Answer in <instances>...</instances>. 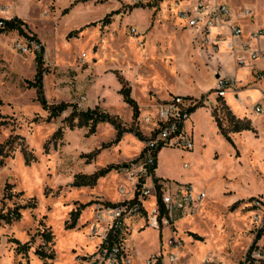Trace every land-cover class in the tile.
Instances as JSON below:
<instances>
[{"label": "rangeland", "instance_id": "obj_1", "mask_svg": "<svg viewBox=\"0 0 264 264\" xmlns=\"http://www.w3.org/2000/svg\"><path fill=\"white\" fill-rule=\"evenodd\" d=\"M129 2L0 0V21L15 19L23 30L0 33V264H85L98 245V238H91L96 205L121 199L118 187L128 180L120 166L137 158L140 138H149L157 125L156 106L175 92L211 101L210 115L203 110L194 119L193 149L165 147L157 158L158 178L193 184L207 195L197 216L173 224L182 243L179 256L190 258L187 264L205 257L243 264L256 247L258 263L264 264V229L258 231L264 224V120L250 112V98L238 102L244 109L237 112L214 99L205 84L206 73L215 69L210 70L208 57L194 44L195 31L177 19L170 1L157 7ZM242 5L253 11L250 25L264 29V0ZM4 7L9 13L1 11ZM16 38L34 42L37 50L20 54ZM38 63L50 111L29 85ZM222 64L234 69L229 57ZM119 78L130 96L133 90L138 116L124 102ZM249 90L258 93L255 88L242 93ZM82 96L86 101L79 107ZM54 107L62 112L50 118ZM73 109L96 110L114 124L100 122L90 133L76 120L71 128L66 118ZM235 122L244 129L234 131ZM112 166L118 168L89 184L94 174ZM15 210L20 219H2ZM170 235L161 232L159 241L154 231L142 235L137 259L143 262L159 245L165 250Z\"/></svg>", "mask_w": 264, "mask_h": 264}, {"label": "built area", "instance_id": "obj_2", "mask_svg": "<svg viewBox=\"0 0 264 264\" xmlns=\"http://www.w3.org/2000/svg\"><path fill=\"white\" fill-rule=\"evenodd\" d=\"M162 0H130L131 6L158 4ZM174 5L177 19L183 26L195 31L194 44L199 50L209 46L216 55L223 47L232 56L235 66L246 72L248 80L241 82L237 75L229 76L217 72L212 95L214 99L227 101L230 96L241 102L240 93L248 88L260 92L257 101L250 104V112L264 120V48H252L251 41L264 39V29L246 30L245 26L254 20L253 11L243 6L245 0H167ZM9 13V8L1 10ZM6 20L2 17L0 26ZM130 32L137 34L135 27ZM34 42L24 38L14 40V49L22 55L37 50ZM209 98V97H208ZM208 98L174 96L156 106L157 125L149 138L140 139L141 150L137 158L120 166L127 175L128 184L118 187L120 200L113 205H96L95 226L91 238H98V245L85 264H187L179 256L181 241L174 236L173 224L181 219L197 216L206 199V192L193 184L161 179L157 175L159 151L165 147L193 149L191 119L194 112L203 105H209ZM86 97L79 100L83 106ZM244 102V101H243ZM227 103V102H226ZM188 164H184L188 168ZM259 205V203H256ZM264 229V224L259 230ZM171 234L157 251L149 253L143 262L137 259V245L144 243L147 232L154 231L159 241L161 232ZM173 235V236H172ZM259 246L258 244L256 245ZM131 247L135 248V251ZM131 255H130V254ZM261 258L257 248L243 264H259ZM199 264H223L210 258H203Z\"/></svg>", "mask_w": 264, "mask_h": 264}, {"label": "trees", "instance_id": "obj_3", "mask_svg": "<svg viewBox=\"0 0 264 264\" xmlns=\"http://www.w3.org/2000/svg\"><path fill=\"white\" fill-rule=\"evenodd\" d=\"M106 20H107V18L104 19V22H106ZM5 24H6V27L4 29H0V33L4 30L10 31V30H15V29H19L20 32H23V30L21 29L20 23H17V20H15V19L8 20L5 22ZM32 39H33V37H32ZM42 74H43V72L41 69V65L38 63L37 64V72H36L35 77H34V82L32 84H29V85L31 87L36 88V93H37V97H38L37 99H38V102L41 104V106L50 111L52 108H50L47 105V102L44 99L43 91L41 89V82L43 79ZM118 80H119V83L121 85L120 92L123 96L124 102L132 108L134 116H138L137 104L130 96V89L126 87V83L122 78H119ZM53 110H55V111H53L52 114L50 113V118L57 116V115L61 114V112H62L61 107H59V108L54 107ZM76 120H77L78 126H83V125L89 126L90 133L95 132L96 126L100 122L108 121V122L114 124V121L110 117H108V115L102 114V113H97L96 110H94V111H89V110L88 111H78L77 109H73L72 112L70 113V115L66 118V122L68 123L69 127L73 128L76 124ZM216 122H217V126H218L220 133L223 135V137L228 142L231 143V138L229 137L228 132L223 128L221 122L218 119H216ZM0 124H2V123H0ZM235 125H236V127H235L234 131L239 132L242 129H244V128H238L237 127L238 122H235ZM58 133H60V132H58ZM140 139H142V138H140ZM113 168H118V166L117 167L112 166V167H109L105 170L99 171L98 173L94 174L92 179L89 180V182H90L89 184L93 185L98 178L105 176ZM77 185L79 186V184H77ZM19 218H20V214L16 210L11 214L2 216V219L6 220L7 222H10L12 219L18 220ZM46 240H50V236H48L47 234H46ZM41 255L46 257V258L47 257L52 258L50 255L47 256L43 253H41Z\"/></svg>", "mask_w": 264, "mask_h": 264}, {"label": "crops", "instance_id": "obj_4", "mask_svg": "<svg viewBox=\"0 0 264 264\" xmlns=\"http://www.w3.org/2000/svg\"><path fill=\"white\" fill-rule=\"evenodd\" d=\"M154 7H157L158 4H155L153 5ZM252 23V22H251ZM255 25L251 24L250 23L248 25L245 26L246 30L250 29V28H254ZM256 28H261L259 25L258 26H255ZM255 29V28H254ZM251 46L252 48H264V39H259V40H255V41H251ZM202 52H204L206 54V56L208 57V65H209V68L210 70H214L213 72L211 73H206L208 76H209V79L208 81L206 82V86L210 87V88H213L214 87V84H215V79L217 77V72H219V69H221L222 71H220L222 74H225V75H229V76H234V75H237V78L238 79H242L241 82H245L247 81L249 78L248 76L246 75V72L243 71L242 69H238L236 68L235 66V62L232 58V56L225 50V48H220L219 52L214 55L212 53V49L211 47L209 46H206L204 47L203 50H201ZM224 57H229V59L232 60V63H233V67L234 69H227L224 64H222V60ZM133 90H132V95L131 97L133 98V100L135 101V97H133ZM173 96H183V95H178L175 94ZM191 97V96H190ZM246 97V99H252L253 101H250V100H247V102L249 103V106L251 103H253L254 101H257L260 97V92H256V93H252V90L250 91H246L245 93H240V98H241V103L243 104V98ZM165 100V99H163ZM216 100V99H215ZM227 104L228 106L232 109V110H235V112L238 111V108L240 107L241 109H244L241 105L238 107L237 105H239L237 102H235L232 98L228 97L227 99ZM204 106V107H203ZM202 107H200L199 109H197L193 116H192V121H191V126H194L196 123L194 121L195 117L198 115L199 112L203 111V110H206V115H210V110L208 109V107L210 108L211 106V102L209 103V105H203ZM214 106V105H213ZM205 107H207V109H204ZM195 129V128H194ZM243 132L241 133V136H242ZM140 144V142H138ZM20 219V218H19ZM94 248V247H93ZM92 248V250H93ZM87 251V250H86ZM88 251H91L88 250Z\"/></svg>", "mask_w": 264, "mask_h": 264}, {"label": "bare ground", "instance_id": "obj_5", "mask_svg": "<svg viewBox=\"0 0 264 264\" xmlns=\"http://www.w3.org/2000/svg\"><path fill=\"white\" fill-rule=\"evenodd\" d=\"M222 48H223V47H222ZM228 97H230V96H228ZM230 98H231V97H230ZM243 134H244V133H243ZM259 146H260V145H259ZM261 146H262V145H261ZM261 146H260V147H261ZM248 147H249V146H248ZM252 147H253V146H252ZM261 149H262V148H261ZM255 152H256V151H255ZM253 158H254V157H253ZM257 159H258V158H257ZM18 164H19V163H18ZM210 168H211V167H210ZM181 220H182V219H181ZM186 222H187V221H186ZM69 234H70V233H69ZM69 234H68V235H69ZM211 239H212V238H211ZM210 241H211V240H210ZM207 243H208V242H207ZM198 244H199V243H198ZM198 244H197V245H198ZM210 244H211V243H210ZM211 245H212V244H211ZM203 246H204V245H203ZM201 247H202V246H201ZM207 247H208V246H207ZM209 247H210V246H209ZM81 248H82V247H81ZM193 251H194V250H193Z\"/></svg>", "mask_w": 264, "mask_h": 264}]
</instances>
